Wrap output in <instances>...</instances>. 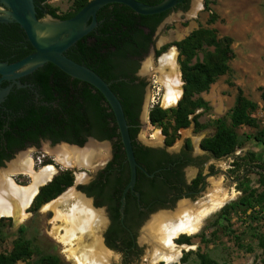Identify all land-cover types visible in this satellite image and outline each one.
I'll return each mask as SVG.
<instances>
[{
  "label": "rangeland",
  "instance_id": "rangeland-1",
  "mask_svg": "<svg viewBox=\"0 0 264 264\" xmlns=\"http://www.w3.org/2000/svg\"><path fill=\"white\" fill-rule=\"evenodd\" d=\"M192 1H189L186 10L175 9L167 15L170 17L169 22L155 37L154 45L139 63V74L151 86L143 108L147 101L150 106L146 113L154 105L163 106L161 101L164 88L160 82V74L154 67L159 66L160 55L176 47L170 46L159 55L156 54L157 50L166 44L183 39L193 31L213 29L217 38L227 36L231 39L232 58L228 62V71L217 77L208 90L199 94L208 106L206 109L195 110L189 116L190 124L185 128L174 130L173 116L170 115L165 122L167 126L165 134L162 128L152 125L148 119L142 120V108L140 116L142 126L138 132V139L153 147L165 144L167 150L174 152L184 141L189 140L192 150L198 151L202 157L200 159L204 162L200 168V175L208 171L212 173L206 178L204 191L192 198L191 201L194 202L191 203L202 202L208 205L211 197L219 189L226 192L230 199L204 220V225L199 232L193 235L184 234L181 240L179 238L182 235L177 238L178 240H174L176 245L188 246L181 250L176 261L169 263L155 262L150 247L151 242L144 235L146 224L153 215L162 210L151 213L138 230L139 256H135L124 264H200L199 254H205L218 264H264V247L261 245L264 239V145L254 139L258 132L264 131V0H199L197 10L191 14ZM76 2L77 0H48L46 5L54 8L58 14H64L73 10ZM41 19H48V16ZM218 56L215 47L204 44L191 61L194 62L196 58L199 61L207 58L216 60ZM148 61L151 63L147 65L146 72L144 69ZM239 92L256 104L253 112L255 123L236 128L239 144L231 153L219 158L206 157L198 149V142L215 132L218 119H224L229 123L230 111ZM176 105L162 108H174ZM194 115H197L196 124L192 121ZM155 131H159L161 135L159 140L151 137ZM103 141H107L108 151L110 141ZM56 146L48 147L46 142H43L39 148H26L16 152L6 164L0 167V170L7 168L8 164L20 154H25L24 159L30 161L34 171L44 165L52 164L58 167L56 175L65 170L73 172V183L56 197L58 198L69 189L75 190V184L80 182L78 173L83 174L87 179L92 168L102 163L107 157V151L101 149L99 154L103 156L102 158L101 156L96 158L94 164H90L89 167H85L80 162L77 165L79 172L75 173L71 167L73 165H63L61 159L64 157L61 156L59 160L51 152ZM85 147L82 146V148ZM89 155V151H83L84 158ZM8 175L18 186H26L31 181L28 173L25 172L14 171ZM185 200L187 199L177 200L168 211H174L178 204ZM44 205L38 210L28 208L27 215L17 222L13 218L3 217L10 220H4L0 225V253H9L14 241L21 237L31 242L32 255L29 262L35 263L47 254H54L64 264H72L70 260L73 257L72 253L62 244L65 232L60 225L63 219L56 216L54 210L45 209ZM224 206L231 207H227L222 212ZM112 262L121 264L118 254L112 253L110 264ZM17 264H26V262Z\"/></svg>",
  "mask_w": 264,
  "mask_h": 264
},
{
  "label": "trees",
  "instance_id": "trees-1",
  "mask_svg": "<svg viewBox=\"0 0 264 264\" xmlns=\"http://www.w3.org/2000/svg\"><path fill=\"white\" fill-rule=\"evenodd\" d=\"M47 1L34 0L39 19L46 15L59 20L70 18L88 2V0H77L73 10L58 14L54 8L46 5ZM137 1L153 5L162 0ZM189 1L182 0L175 9L186 10ZM170 12L171 10H167L160 14L140 15L123 4H107L96 14V27L65 52L67 57L92 69L109 83V87L121 102L132 145L139 131L138 128H132L135 122L132 105H139L138 92L141 88V84L132 86L133 72L139 68L140 61L154 45L156 29ZM12 27L22 30L17 23H12ZM5 36L0 34V41L4 43H0V55L8 47V43L11 47L13 46L12 38L5 39ZM204 44L215 47L219 54L218 58L216 60L207 58L202 61L196 58L192 62V58ZM230 45L229 37L217 38L215 30L200 29L157 50L156 54L159 55L170 46L176 47L183 91L174 108L154 105L148 114L149 122L162 128L163 133L166 134L165 122L170 115L173 116L174 130H176L190 124L189 116L195 110L206 109L207 102L199 94L208 90L217 77L228 71V62L232 58ZM27 46V51L16 57L17 61L32 52L29 42ZM14 60L15 58L10 61H0L12 63L15 62ZM27 76H33L38 81L43 98L48 103L36 105L30 102L29 91L21 88L23 85L18 86L19 89L17 87L10 89L0 104V167L17 151L25 149V141H37L40 137L50 138L53 141L63 140L82 146L86 138L91 136L100 141H113L118 148L122 147L114 114L96 88L87 82L69 76L49 62L44 63ZM2 85L5 86V83ZM132 90L135 92L134 95H129ZM255 109L256 104L239 92L230 111L229 123L224 119H218L215 132L201 140V149L213 158L231 153L239 144L236 128L241 125H253ZM196 116L192 118L195 124L197 123ZM254 139L264 145V131L258 132ZM186 142L190 147L189 140ZM134 155L147 172H152L153 168L160 164V161L155 160L144 161L135 151ZM139 174L141 175V172L137 170V175ZM126 178L127 182L129 174ZM200 179L201 175L195 181ZM72 183L73 176L68 170L55 175L48 184L40 188L30 207L31 210H36L40 205L56 198ZM227 207L231 206H224L221 211L223 212ZM9 218L0 217V225L2 221L10 220ZM19 231L22 230L19 229ZM183 236L179 239L181 240ZM261 245L264 247V239ZM31 255V242L18 237L9 253H0V264H17L18 262L64 264L54 254H47L35 263H31L28 261ZM198 258L200 264H218L205 254H199Z\"/></svg>",
  "mask_w": 264,
  "mask_h": 264
},
{
  "label": "flooded vegetation",
  "instance_id": "flooded-vegetation-1",
  "mask_svg": "<svg viewBox=\"0 0 264 264\" xmlns=\"http://www.w3.org/2000/svg\"><path fill=\"white\" fill-rule=\"evenodd\" d=\"M12 23L13 22L0 23V34L6 35L5 39L12 38V41H14L12 42V47L8 43V47H6L3 54L0 55V60L10 61L15 58L14 61H17L16 57L28 49V41L25 33H23L24 31L12 27ZM0 43L4 44L2 41H0ZM31 51H34L33 47ZM133 77L132 86L141 84V88L138 92L139 105H132L135 113V122L132 124V128H138V130H140L142 126L140 116L143 103L147 96L148 89H150L151 86L149 82L139 74V69L133 72ZM16 81L23 85L21 88H25L29 91V96L31 98L29 100L30 102L32 101L36 105H45L48 103L43 98L41 87L33 76L25 75ZM3 83H5V86L9 85L11 88H18L17 83L14 81H3L1 86H3ZM134 93V90H132L129 95H134ZM147 100H149V97H147ZM43 142H46L48 147L56 146L60 142L76 145L63 140L53 141L50 138L40 137L37 141H25V149L39 148ZM132 147L133 152L135 151L138 153L144 161L150 162L151 160H155L157 162L160 161V164L153 168L152 172H147L143 165L135 158L136 162L141 167L137 168V170L141 172V175H137L136 172V182L133 191L127 190L125 193L123 217H121L120 212L121 199L129 181L128 179L126 182V176L128 174L130 176L129 165L123 146L118 148L113 141H110V147L108 149L109 155L99 164V167L92 170V172L87 175V179L84 178V180L78 183L77 190H75V192L80 191L84 193L86 196L85 198L91 201L92 207L102 212L103 222L99 231L102 244L111 252L110 261L112 259V253L118 254L121 264L127 263L135 256H139L140 241L137 237L138 230L151 213L161 209H170L175 202L181 198L192 200L197 194L204 191L206 178L212 174L208 171L201 176L200 180L195 181L200 175V168L204 162L200 159L202 157L198 151L194 152L191 146L188 147L186 141L174 152L167 150L165 144L153 147L141 142L138 139L137 133L133 139ZM198 149L202 151L206 157L209 156L201 147H198ZM41 187L42 186L39 187V190ZM33 200L24 210L25 213L28 208L32 206ZM44 204L40 205L38 209Z\"/></svg>",
  "mask_w": 264,
  "mask_h": 264
},
{
  "label": "bare ground",
  "instance_id": "bare-ground-1",
  "mask_svg": "<svg viewBox=\"0 0 264 264\" xmlns=\"http://www.w3.org/2000/svg\"><path fill=\"white\" fill-rule=\"evenodd\" d=\"M198 6L199 0H193L190 13L194 14ZM158 62L159 66L154 68L159 72L160 82L164 88L162 107L174 106L182 94L176 49L172 47L160 55ZM150 63L148 61L145 65V71ZM151 137L159 140L161 135L159 131H155ZM85 146L80 151L66 145H59L54 147L51 152L57 159L61 156L64 157L61 159L63 165L75 166L80 162L82 165L89 164L92 158L101 154V149L106 150L105 145H96L92 142ZM83 151H89L90 155L84 158ZM24 156L25 154H20L8 164L7 168L0 170V217H12L16 222L27 215L24 210L31 204L39 187L46 184L58 172V168L52 164L44 165L34 171L30 161L24 159ZM14 171L28 173L31 179L30 183L26 186H18L8 175ZM78 177L79 181L84 180L83 174L78 173ZM229 199L226 192L219 189L211 197L208 205L202 202L192 204L185 200L181 201L174 211H161L153 215L144 228V235L151 242L149 245L155 262L176 261L181 250L187 246L176 245L174 240L184 234L193 235L199 232L204 225V220L212 212L221 208ZM44 208L54 210L56 216L63 219V223L60 225L65 232L62 244L72 253L73 257L70 259L72 264H109L111 252L103 246L99 235L103 222L102 212L94 209L90 200L79 192L69 189L58 198L48 202Z\"/></svg>",
  "mask_w": 264,
  "mask_h": 264
},
{
  "label": "water",
  "instance_id": "water-1",
  "mask_svg": "<svg viewBox=\"0 0 264 264\" xmlns=\"http://www.w3.org/2000/svg\"><path fill=\"white\" fill-rule=\"evenodd\" d=\"M181 1L182 0H162L157 4L150 5L137 0H88V2L70 18L59 20L47 15L48 19L43 20L37 17L34 0H0V23H17L24 31L27 41L34 49L31 54L18 61L12 63L0 61V104L4 101L11 89V86L9 85L4 87L1 86L3 81H14L17 83V86H21V84L16 81L17 79L33 72L35 69L48 62L54 64L69 76L87 82L96 88L103 95L114 114L120 140L130 170L129 181L124 189L123 197L121 199V217L124 215L123 208L125 205V193L127 190L133 191L136 182L137 168H141L135 160L132 141L129 134V126L125 119L121 102L109 87V83L104 81L92 69L67 57L65 52L79 39L83 38L96 27V14L99 9L107 4L120 3L129 7L137 14L153 15L160 14L167 10H171L172 12ZM169 20L170 17L166 16L158 25L154 38ZM149 106V101H147L142 112V120L144 121H147V119L149 121V112L146 113ZM90 142L95 143L96 145H105L107 149V141L102 142L91 136L87 137L82 146H85ZM57 145H66L78 150L82 148V146L72 145L66 142H60ZM198 147L200 148V141L198 142ZM108 155L109 151H107V156ZM100 156L101 155H97L92 158L89 164H94L95 159ZM102 157L103 156L100 158ZM6 162L7 161H5L4 164H6ZM89 164H84V166L89 167ZM97 167H99V164H96L92 169L95 170ZM72 168L75 173L79 172L77 170V165ZM77 185L75 184V190H77ZM38 191L39 189L37 192ZM77 192L86 197L84 193L80 191ZM189 201L194 202L191 200ZM161 210L168 211L169 209Z\"/></svg>",
  "mask_w": 264,
  "mask_h": 264
}]
</instances>
